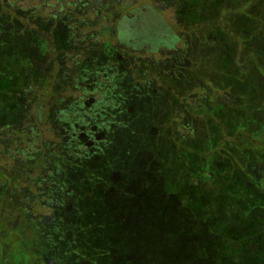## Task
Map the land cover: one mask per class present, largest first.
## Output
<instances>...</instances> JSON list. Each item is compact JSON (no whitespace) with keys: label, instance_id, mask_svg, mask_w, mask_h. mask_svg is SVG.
I'll use <instances>...</instances> for the list:
<instances>
[{"label":"rangeland","instance_id":"obj_1","mask_svg":"<svg viewBox=\"0 0 264 264\" xmlns=\"http://www.w3.org/2000/svg\"><path fill=\"white\" fill-rule=\"evenodd\" d=\"M0 1L4 3V8H0V40H7L9 35L20 33L25 27L35 26L40 32L37 36L30 34L28 38L0 44V125L16 119L19 90L28 76V68L33 74L37 72L38 61L44 72L54 68L59 73L61 66L68 64L72 71L79 73L81 87L87 89L84 96L87 105L95 99L106 104L114 102L109 107L112 109L103 112L113 122L103 127L108 132V143L102 154L85 165L69 168L70 188L74 191L66 196L64 210L45 209L36 219L53 225L51 236L61 264H149L148 261H153L150 255L155 249V240L163 238L173 251L166 254L167 247L158 243L156 246L164 250L155 252L158 264H264V252L249 261L247 256L237 253L242 245L224 242L221 238L199 240L198 250L207 257L196 260L195 255H187L190 247L184 241L171 233L159 236L156 229L164 226L154 225L158 212L162 214L166 210L171 214L178 204L177 199H166L163 190L174 187L177 179L173 176L175 171L162 162L156 163L157 177L155 174L147 177L151 170L147 161L157 132L143 125L153 120L164 129L167 124L163 120L172 112L181 125H188L178 128L179 135L188 141L197 135L208 139L211 124L214 134L229 130V137L222 136L226 144L210 145L203 154L206 160L189 171L202 172L215 179L220 172L225 173L235 186L222 183L226 189H219L213 186V179L204 184L212 185L214 192H193L185 198L188 191H184L180 197L183 205L187 204L200 215H204L205 208L214 211L215 225L220 227L223 222L228 225L223 232L221 227L218 231L227 237L231 232V237L242 239L247 249L257 243L253 233L264 241V190L254 173L264 163V0H223L211 8V18L195 25L187 22L190 17L204 10L208 14L211 9L206 5L212 6L219 0H202L200 5L196 2L190 13L183 0H119L100 10L92 2L82 7L83 1L88 0H61V6L56 0ZM148 8L159 15L161 26L167 29L164 41L156 48L145 43L132 50L125 41L129 22L125 23L124 19L131 20L136 9ZM96 11L100 14L96 15ZM54 14L59 18L69 14L66 22L70 28L60 29L62 26L53 19L54 24L48 23ZM101 14L105 17L99 18ZM17 19H30L34 26L15 23ZM104 26L109 27L103 33L100 28ZM54 28L55 37L51 34ZM43 37L50 41L46 51L37 49L40 44H34ZM106 43L113 46L111 54L106 53ZM185 76L192 80L188 99L182 92L188 85L183 81ZM60 77H55L56 85L63 88ZM228 79L230 87L224 86ZM171 94L180 98L178 104L172 102ZM65 96L68 100L62 102ZM65 96L58 91L52 101L60 105L69 103L76 96L75 90L69 87ZM206 99L209 101L205 103ZM216 102L230 109L228 113L224 110L220 119L208 111L211 103ZM134 116L138 121L131 129ZM214 123L221 128L218 130ZM161 145L163 157L175 156L165 138L161 139ZM220 149L226 152L211 159L210 154ZM226 159H230V165ZM148 188L155 190L148 191ZM228 203L232 216L222 211ZM203 215L201 221L205 222ZM247 217L252 224H242ZM9 229L11 233L16 232L15 236H9L12 255L26 261L35 251L32 254L21 241L20 226ZM141 231L147 236L144 241L136 237ZM239 232L245 236L241 238Z\"/></svg>","mask_w":264,"mask_h":264},{"label":"trees","instance_id":"obj_2","mask_svg":"<svg viewBox=\"0 0 264 264\" xmlns=\"http://www.w3.org/2000/svg\"><path fill=\"white\" fill-rule=\"evenodd\" d=\"M200 1L202 0H191V2H189V0L187 2L183 0L184 4L187 5L189 13L191 10H194L196 2L200 5ZM221 1L223 0H219L212 6H206L210 9H214V7H216ZM56 2L59 3L60 6L62 5L61 0H56ZM89 2L94 3V7L100 10L103 6L108 7L111 3L115 4L119 2V0H88V2L83 1L84 4L82 7H84V5L86 7ZM66 3L67 5L70 4V2ZM52 5L53 4L50 3L49 7H52ZM0 8H4V3L1 1ZM15 9L16 8H13V11H15ZM213 9H211V12L208 14H206L205 10L203 13L197 15L194 13L192 18L190 17L189 21H186L192 25L206 22L212 17ZM31 13L32 12H30V14ZM95 13L96 15H98V13L100 14L99 11H96ZM32 16L34 15L32 14ZM99 16V18L105 17L103 14ZM39 17L40 16H36L35 18ZM66 18L69 19V14L62 15L60 18L58 17V14H54L47 20V22L54 24L53 20H57L58 25L62 26L60 29H69L70 26L67 24ZM17 20L14 22L18 24L22 23L23 25L27 23L34 26V23H32L30 19ZM124 20L125 23L129 22L128 27H126L127 36L125 41L132 46V50L138 49L140 45L145 43L152 47L155 46L154 48H156L161 45L160 42L164 41L163 34H165L167 29H164L163 26H161L162 20H160L159 15L155 14L151 8H148L146 11L136 9L134 17L131 20ZM108 27L109 26H104L100 28L101 32H106ZM55 28L53 30L54 32L52 31L51 33L52 35L54 33V37L56 30L59 29L56 28L55 30ZM22 30L23 31L20 30V33L15 32V34L13 33V35H9L7 40L5 38L1 39L0 44L5 45L8 41L13 42L14 40L23 39L25 37L28 38L27 36L30 34H33L34 36L40 35V32L36 30L35 26L31 29L25 27ZM171 37L172 34L168 36V39ZM49 42L50 41L46 37H43L42 39L39 38L34 44H40L37 49L46 51ZM105 50L107 51V54H111L113 46L110 43H106ZM78 62V60H75L74 63L78 64ZM37 63V72L33 74L28 68V76L25 79L24 85L19 90L20 101L18 103V109L16 110V119L12 122L0 125L1 240H8L9 235L13 232H10L9 228L14 225L20 226L22 234H25L27 237L31 236V238L34 239L36 236L35 229H37V225L40 224L36 219L41 217L43 212L47 211H45V209L56 211L64 210L63 206L66 196L72 194L74 191L73 187L70 188L71 183L68 178L69 168H72L74 165H85L94 156L102 154V151L108 143V132L104 130L103 127L113 122V119H111L110 116H104L103 112H105L104 110L106 109H112L109 107H112L114 102H112V104H106V102L101 99H95L91 105H87L84 101L87 89L81 87L79 79L81 77L79 73L72 71L68 64L61 66V71L57 73L54 68L52 70H45L44 72L39 61ZM224 74L226 75V73ZM60 75L61 81L63 82V88H58L56 85L57 82L55 77ZM184 80L187 81L188 85L184 87L182 86V92H184V95L187 96L186 99H188L192 92V80L189 81L188 76H185L183 81ZM226 85L230 87V79L227 80V84L225 83L224 86ZM69 87H72L76 94V96L72 97L69 103L60 105L52 101L54 93L62 91V95L64 94L65 96ZM231 92H233V90ZM24 97L26 99H24ZM171 99L174 104H178L180 101V98L173 94H171ZM61 100L62 102H65L68 98L65 96V98ZM157 100L161 101L160 99ZM208 101L209 100L206 99L204 102L206 103ZM211 104L213 105H210L208 111H211V113L218 119H220L219 115L221 113L230 111L229 107H225V104L221 102ZM187 111L188 109L186 112ZM197 111L198 109L195 110V112ZM175 115L176 113L168 112L167 117L163 120L165 124H167L164 129L156 125L153 120L143 122V125L147 127V130L148 128L151 129L153 127L157 132L154 136L155 142L151 148V157L149 158V161H147L149 167H151L147 177L149 178L153 177L154 174L156 175V163L162 162L163 165H167L175 171L173 172V176L177 179V183H175L174 187L170 190L165 189L163 191L166 192V199H177L178 204L171 214L166 210L162 214L161 211L158 212L157 217H160V220L156 217L157 223L154 225H156V227H164L160 230L156 229V231L158 230L159 236L171 233L176 238L187 243L188 247H190L187 255H195L196 257L194 259L196 260L207 257V255L198 250L199 240L212 237L213 239L221 238L224 242L230 241L231 243H238L242 245L237 252L240 256H247L248 260L250 259L249 261L257 259L262 256L264 252V241L259 239L255 233H253L254 235H251L255 238L254 240H256L257 243H254L253 246L247 249L244 246L245 242H243L242 239L234 240L231 237V232L230 237H227L226 234L225 236H223L224 234H221L223 230L228 228L227 223H221L220 227L222 231H218V228L220 227L215 225L217 224L215 222L217 216L214 211L205 208L204 215L202 213L200 215L199 212H195L188 207L187 204L183 205L182 197H180L183 196L182 194L184 191H188V193L185 194V198L191 196L193 192L195 194L203 193V191L207 192L208 190H210L208 193L214 192V189L211 187L212 185L204 184V182H212L215 180L212 184L219 189L224 188L222 183H230V187L235 186V184L231 182L232 180L230 181V175L225 173L220 172V176L215 179L213 176L208 177L202 172L194 174L189 171L191 168H197L202 164V161L206 160L203 154H205L206 150L211 146H219V144L225 143L222 136L229 137L230 131L225 130L224 134L219 132L214 134L211 124V133L208 139H204L197 135L196 139L188 141L185 140V138H182L184 136L179 135L178 133V128H186L188 125H181L179 121L176 120ZM226 118L229 119L230 116L227 115ZM137 121V117L134 116L130 121L129 128L133 129V124L135 122L137 123ZM213 126L217 127L218 130L221 128V126L216 123H214ZM163 138L170 143L169 148L175 156L165 158L161 155L164 151V146L161 145V139ZM181 139L183 140V144H180ZM258 140L260 141L261 138ZM227 142L230 143L229 141ZM227 147L230 150V146L228 145ZM223 152H226V150H216L210 154V157L212 159V156L214 155L217 158V156L219 157V153L221 154ZM228 164L230 165V159L228 160ZM187 170L189 172H187ZM154 177H157V175ZM150 190L154 191L155 189L148 188V191ZM156 190L158 191L160 189L157 187ZM236 200L240 201V199ZM228 204L229 208L224 207L222 211L230 214V203ZM35 208L42 210V212H39L38 210L35 211ZM35 213L37 214L36 216ZM202 215L206 218L205 222H203L204 220L201 221ZM240 222L239 225L241 224ZM245 223L252 224L249 217L245 218V221L242 224ZM231 226L232 225L230 224V227ZM144 233L145 231H141L136 234V237L144 241L147 237H145ZM238 235L241 236V233L239 232ZM244 236L245 233L242 234L241 238ZM26 241H29V238H27ZM155 241L156 242H154L155 244L153 245L155 246V249L153 254L150 255V257L153 258V261H148L149 264H158V261L155 260V252L159 249L164 251L160 245L156 246L158 243L167 247L166 254H171L173 251L172 247L167 244L164 238ZM168 264H171V262Z\"/></svg>","mask_w":264,"mask_h":264},{"label":"flooded vegetation","instance_id":"obj_3","mask_svg":"<svg viewBox=\"0 0 264 264\" xmlns=\"http://www.w3.org/2000/svg\"><path fill=\"white\" fill-rule=\"evenodd\" d=\"M256 179L261 182V189L264 190V163L260 167V170L254 171ZM45 226V227H44ZM47 226V227H46ZM53 225H50L47 222L43 223L40 222L37 225V229H35V238L27 237L25 234H20L21 241L24 242L25 247L29 250L32 254L35 251V254L24 261L22 258L15 259L12 255L13 253V246L11 244L10 238L8 240H1L0 239V264H61V260L59 256H56L55 253V243H53V237L51 236L53 230L51 228ZM43 228H47V230H43ZM15 233H11L9 236H15ZM24 237V238H22ZM29 238V241L26 239ZM63 262V261H62Z\"/></svg>","mask_w":264,"mask_h":264}]
</instances>
